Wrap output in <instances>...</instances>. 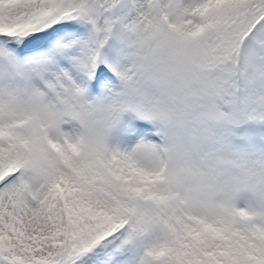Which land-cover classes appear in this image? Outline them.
Here are the masks:
<instances>
[{"label":"snow or ice","instance_id":"6c2138e0","mask_svg":"<svg viewBox=\"0 0 264 264\" xmlns=\"http://www.w3.org/2000/svg\"><path fill=\"white\" fill-rule=\"evenodd\" d=\"M0 264H264V0H0Z\"/></svg>","mask_w":264,"mask_h":264}]
</instances>
